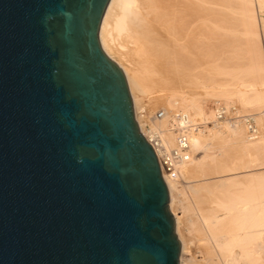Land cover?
I'll return each instance as SVG.
<instances>
[{
  "label": "water",
  "instance_id": "95a60500",
  "mask_svg": "<svg viewBox=\"0 0 264 264\" xmlns=\"http://www.w3.org/2000/svg\"><path fill=\"white\" fill-rule=\"evenodd\" d=\"M110 0H0V264H181Z\"/></svg>",
  "mask_w": 264,
  "mask_h": 264
},
{
  "label": "bare ground",
  "instance_id": "6f19581e",
  "mask_svg": "<svg viewBox=\"0 0 264 264\" xmlns=\"http://www.w3.org/2000/svg\"><path fill=\"white\" fill-rule=\"evenodd\" d=\"M229 1L110 0L100 28V41L105 52L124 70L136 110L140 99L145 100L150 107L165 106L169 114L161 120L163 126L169 125L171 112L177 114L184 111L196 118H206V106L184 94L183 82L201 84L207 91L214 90L215 86L210 87L202 81L201 71L184 67L183 30L194 31L202 23L211 22L220 3L223 7ZM237 2L243 14L241 24L259 39V19L255 6L257 3L260 9H264V0ZM230 9L234 11L233 7ZM261 35L264 38L263 30ZM263 59L261 52L258 55L251 53L250 72L261 80L250 86L253 90L251 100L264 106V90L258 88L259 84L264 86ZM216 87L225 86L217 84ZM225 90L220 89L218 92L226 94ZM137 119L145 131L139 116ZM186 132L190 135L193 148L201 149L205 138L203 131L187 129ZM233 134L242 137L240 129H234ZM165 136L173 146L175 134L167 132ZM239 146L241 150L238 152L242 156H251L257 154L261 146L264 147V141L253 144L243 142ZM208 159L213 163L192 158L182 166L180 175L187 181L206 180L212 174L211 171L230 175L241 168L251 167H239L235 158L230 156L219 159L216 155H209ZM166 181L171 196L170 208L181 243V264H201L193 252L194 238L184 225L183 213L180 215L175 206V194L180 191L178 180L166 178ZM227 181L234 183L235 187L210 191L213 206H205L208 197L201 200L204 205L202 221L206 231L199 241L213 256L211 264H264V176H254L247 182L233 178ZM212 186L206 183L203 188L210 190Z\"/></svg>",
  "mask_w": 264,
  "mask_h": 264
},
{
  "label": "rangeland",
  "instance_id": "374dc122",
  "mask_svg": "<svg viewBox=\"0 0 264 264\" xmlns=\"http://www.w3.org/2000/svg\"><path fill=\"white\" fill-rule=\"evenodd\" d=\"M231 7L234 8V11L230 9ZM238 7L237 0L226 2V6L223 7L220 3L217 14L211 22L202 23L201 27L194 31L183 30L184 67L196 68L201 71L203 73L201 75L202 81H205V84L210 87L215 86L214 90L207 91L201 84L193 85L190 82H183L184 94L196 98L200 104L206 106V109L212 108L220 102L235 107L239 114L253 115L261 130L258 139L250 140L246 126L242 123L233 124L226 120L220 126L207 127L203 131L205 138L202 148H193V159H206L209 163H213L211 159H208L209 155H216L219 159L230 156L235 158L234 161H237L235 163L239 167H251L239 169L233 173L236 175L223 173V176L215 173L216 171H211L212 174L206 180L200 178L187 181L180 176L178 181L180 191L175 194V206L180 215L183 213L184 225L187 231L190 229L194 238L193 252L201 264H211L213 261V256L209 254L203 242L199 241V238L203 237L206 231L202 221L204 205L201 204V200L208 197L209 200L205 206H213L210 191L235 187L234 183L227 180L233 178L247 182L254 176H264L263 146L257 154L251 156H242L238 152L241 150L240 143L253 144L264 141V106L251 100L253 90L250 86L252 83H259L261 80L258 75L251 74L250 66L251 53L258 55L261 52L264 57V38L261 35V31H264V9H260L256 3L255 7L259 19L258 39L241 24L243 14L240 13ZM262 79H264L263 75ZM217 84H223L225 87H216ZM258 88L264 90V86H260V84ZM220 89H226V94L218 92ZM162 108L167 109L163 105L150 107L145 100H139L135 113L139 116L145 131L147 125H153L158 110ZM156 124L163 128L167 127L163 126L161 120H157ZM234 129L241 130V138L233 134ZM224 182L227 183L224 184ZM206 183L213 185L210 190L203 188ZM181 257L182 253L180 263Z\"/></svg>",
  "mask_w": 264,
  "mask_h": 264
},
{
  "label": "built area",
  "instance_id": "2783aa9c",
  "mask_svg": "<svg viewBox=\"0 0 264 264\" xmlns=\"http://www.w3.org/2000/svg\"><path fill=\"white\" fill-rule=\"evenodd\" d=\"M207 111L206 118H196L189 112L184 111H179L177 114L171 112L169 125L163 128L156 124V121L166 118L169 111L162 108L158 110L153 125L146 126V131H143L139 125L142 133L155 150L165 181L166 178L179 181L182 166L193 158L194 149L190 135L186 132L187 129H197L202 132L207 127L220 126L227 120L233 124H244L250 140L258 139L261 134L255 117L239 114L235 107L218 102L212 108H208ZM167 132L175 134V144L173 146L166 140L165 134Z\"/></svg>",
  "mask_w": 264,
  "mask_h": 264
}]
</instances>
